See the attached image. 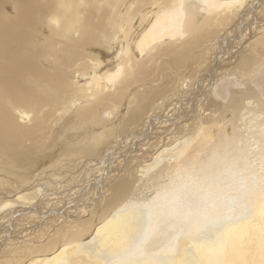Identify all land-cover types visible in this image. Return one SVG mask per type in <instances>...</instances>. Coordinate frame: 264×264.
<instances>
[{
  "label": "bare ground",
  "instance_id": "bare-ground-1",
  "mask_svg": "<svg viewBox=\"0 0 264 264\" xmlns=\"http://www.w3.org/2000/svg\"><path fill=\"white\" fill-rule=\"evenodd\" d=\"M0 264H264V0H0Z\"/></svg>",
  "mask_w": 264,
  "mask_h": 264
},
{
  "label": "rangeland",
  "instance_id": "rangeland-1",
  "mask_svg": "<svg viewBox=\"0 0 264 264\" xmlns=\"http://www.w3.org/2000/svg\"><path fill=\"white\" fill-rule=\"evenodd\" d=\"M63 143H60L59 146L61 147ZM45 155H48V153H46ZM178 196H179V191L178 192H175L171 195H168L166 197V199L168 200L169 202V206L171 208V210H167L166 212L171 216L172 213H173V210H177L181 207L182 205V201H179L178 200ZM172 199V200H171ZM193 209V207H191ZM217 222H215L214 224H216ZM139 240V241H138ZM136 241L140 242L141 243V239H136ZM142 244V243H141ZM149 249H146L143 254H147L149 253Z\"/></svg>",
  "mask_w": 264,
  "mask_h": 264
}]
</instances>
